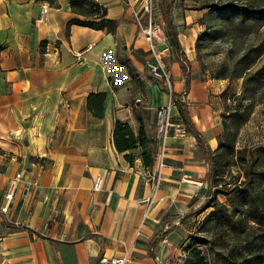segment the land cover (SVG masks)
<instances>
[{"label": "crops", "instance_id": "1", "mask_svg": "<svg viewBox=\"0 0 264 264\" xmlns=\"http://www.w3.org/2000/svg\"><path fill=\"white\" fill-rule=\"evenodd\" d=\"M95 1L118 22L113 35L76 25L67 32L69 0H0V207L8 185H17L8 213H0V264H100L101 255L126 253L128 264H153L155 256L163 262L142 247L175 245L202 216L193 211L160 224L157 208L163 199L165 208L168 199L192 197L208 181L207 156L190 132L168 139L157 191L147 176L156 162L145 169L135 150L130 165L114 148L116 120L137 134L141 118L155 139V111L169 99L146 71L147 45L124 0ZM168 3L180 46L168 57L174 91L206 106L201 85L189 81L185 89L178 59L183 53L186 69L193 64L204 29L197 20L206 11L190 9L191 0ZM97 93L105 94L102 119L86 108L87 96ZM187 111L202 145L214 151L218 132L205 123L206 110ZM97 176L103 185L94 191ZM160 229L166 235L157 242Z\"/></svg>", "mask_w": 264, "mask_h": 264}, {"label": "trees", "instance_id": "2", "mask_svg": "<svg viewBox=\"0 0 264 264\" xmlns=\"http://www.w3.org/2000/svg\"><path fill=\"white\" fill-rule=\"evenodd\" d=\"M47 1L52 3L54 0ZM192 1L193 9L206 11L198 21L204 31L197 36V49L207 47L223 36L222 27L238 28L245 23L264 27V0ZM69 6L74 17L67 22V32L72 25L112 35L116 32L118 22L108 19L106 8L97 1L69 0ZM161 13L167 41L171 49L178 51L180 46L172 25L168 0H161ZM178 59L185 78V89L188 90L190 78L184 65L186 57L180 53ZM172 97L176 99L175 106L187 131L206 153L210 166L205 203L193 215L212 209L206 220V223H210L208 231L214 234L215 240L224 239L222 243L228 247L227 253L222 256V264H264V146L236 149L238 129L243 124L241 120L231 126V137L228 139L223 135L217 148L211 151L202 145L200 133L192 125L186 105L176 93H172ZM104 101V93L89 94L86 108L95 118L102 119ZM241 106L235 105L232 114H238ZM137 121L139 127L137 134H134L127 123L116 120L112 131L113 145L118 153H124V159L130 165L136 159L133 151L138 150L143 167L149 170L155 162L157 141L147 135L141 118H137ZM222 125L226 131L228 125L224 120ZM219 197H223L225 202H220ZM187 250L195 264H208L198 249L188 246Z\"/></svg>", "mask_w": 264, "mask_h": 264}, {"label": "rangeland", "instance_id": "3", "mask_svg": "<svg viewBox=\"0 0 264 264\" xmlns=\"http://www.w3.org/2000/svg\"><path fill=\"white\" fill-rule=\"evenodd\" d=\"M170 1L183 5L184 0ZM192 4L190 9L194 8V2ZM160 10L159 0L157 14H160ZM164 28L162 34L167 38ZM228 28L222 27L224 35L216 42L207 47L195 48L196 56L193 64L187 66L190 82L201 85L204 96H207L206 106H202L201 102H197L196 105L188 100L184 89L181 94L183 95L182 101L191 112L199 107L206 110L205 123L210 129H216L218 132L217 146L223 135H226L228 139L231 137V126L241 120L243 124L238 129L236 149L264 146V27L258 28L245 23L243 27ZM168 59L165 63L170 71L171 61ZM152 82L166 93V98L170 99L169 94L158 81L153 80ZM171 99L176 102L175 98L171 97ZM235 105H242L238 114H232ZM173 111L175 110H172V113H175ZM222 115L226 117L223 118ZM223 120L228 125L226 131L223 130ZM206 188L207 183H204L199 192L190 198L186 196L180 199H168L165 208H162L165 202L163 199L157 206L158 209L161 208L160 224L166 221L172 222L177 216L202 207L205 203ZM182 193L186 192L182 191ZM219 200L222 203L225 202L223 197H219ZM211 212L212 209L202 212L200 220L191 226L192 230L187 234L184 233L175 245L170 246L169 243H165L157 248L155 244L142 247L146 252L145 256L154 255L156 252L160 253L161 257L163 256V262L161 260L163 264H195L188 256L187 250L188 246H193L200 251L208 264H222V256L227 253L228 247L222 243L224 239L215 240L214 234L208 231L210 223H206V220ZM162 229H160L157 242L166 235Z\"/></svg>", "mask_w": 264, "mask_h": 264}, {"label": "built area", "instance_id": "4", "mask_svg": "<svg viewBox=\"0 0 264 264\" xmlns=\"http://www.w3.org/2000/svg\"><path fill=\"white\" fill-rule=\"evenodd\" d=\"M159 0H124L125 6L129 10V18L135 24L138 35H140L147 45V50L150 55L146 62V71L149 76L158 81L163 89L169 94L170 99L166 106L156 109V136L157 152L155 155V162L157 164V171L153 174H147L152 182L155 191L160 187V171L167 166L165 154L168 148V139L183 140L187 135V129L183 122L177 121L173 117L172 108L175 102L172 101V93L174 91L173 79L170 71L167 68L165 60L169 57L171 46L167 38L162 34L163 26L159 19H157V4ZM49 7L44 5L41 11L39 22L44 20V16L48 12ZM180 95V101H182ZM176 101V99H175ZM183 102V101H182ZM68 107V103H64ZM103 185V178L97 176L93 183V190H101ZM16 181H12L7 188L3 197V204L0 207V213L7 214L9 206L13 200L16 191ZM128 253L123 256H105L101 255L99 258L100 264H128ZM153 264H163L161 260L155 256Z\"/></svg>", "mask_w": 264, "mask_h": 264}]
</instances>
